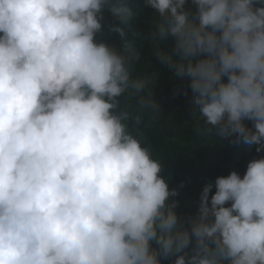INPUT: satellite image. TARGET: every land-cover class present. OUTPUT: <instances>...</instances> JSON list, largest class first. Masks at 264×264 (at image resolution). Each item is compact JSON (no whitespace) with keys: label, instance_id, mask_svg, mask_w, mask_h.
<instances>
[{"label":"clouds","instance_id":"obj_1","mask_svg":"<svg viewBox=\"0 0 264 264\" xmlns=\"http://www.w3.org/2000/svg\"><path fill=\"white\" fill-rule=\"evenodd\" d=\"M186 3L144 0L169 71L136 80L142 49L97 39L105 13L125 35L128 0H0V264H264V0ZM174 78L192 93L178 161L204 133L257 145L242 176L202 188L189 227L171 198L191 177L168 176L121 107L131 89L156 111L144 84Z\"/></svg>","mask_w":264,"mask_h":264},{"label":"trees","instance_id":"obj_2","mask_svg":"<svg viewBox=\"0 0 264 264\" xmlns=\"http://www.w3.org/2000/svg\"><path fill=\"white\" fill-rule=\"evenodd\" d=\"M128 3L134 16L127 23L121 24L125 35L121 37L118 33L107 31L109 23L120 24V21L113 20L109 13H105V34L103 36L98 34L97 39H104L118 49H122V44L128 42L136 45L135 48L142 49L139 64L131 70V75L136 80L150 78L159 70L169 71L157 58L158 52H170L171 49V40L167 42L158 40L155 28L159 21L158 16L154 15L153 9L145 6L144 0H128ZM190 6L191 0H187L185 7ZM190 10L195 12L194 6H191ZM171 77H173L172 74ZM188 84L189 82L182 84L179 78H174L170 86L162 88L151 83L144 84L145 88L141 95L155 99L158 103L156 111L144 109L140 112L139 96L131 89L121 98L122 108L127 107L133 115H141V124L136 126L134 122L129 123V130L141 140L144 147L165 162L168 176L169 165H171L186 170L185 176L191 177V180L183 181V187L181 183L175 188L179 195L171 198L179 201L175 211L178 217L184 218L183 226L185 227H189L187 219L197 214L202 188L209 182L214 184L217 177L227 176L231 171H236L242 176L245 172V169L241 167L242 161L254 150L256 151L257 146L243 141L235 142L234 136L222 138L219 132H213L210 135L204 133L193 143L199 148L196 155L191 159L178 161L184 152L189 153L193 148L185 134L188 122L187 110L191 104L192 95ZM214 192L213 187L209 195L211 196ZM189 251L191 254V247ZM175 258V256L160 257L161 264H172Z\"/></svg>","mask_w":264,"mask_h":264}]
</instances>
